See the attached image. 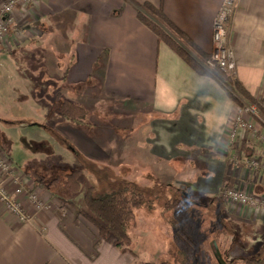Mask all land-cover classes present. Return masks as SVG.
I'll list each match as a JSON object with an SVG mask.
<instances>
[{
	"label": "crops",
	"instance_id": "obj_1",
	"mask_svg": "<svg viewBox=\"0 0 264 264\" xmlns=\"http://www.w3.org/2000/svg\"><path fill=\"white\" fill-rule=\"evenodd\" d=\"M224 1L36 0L14 10L15 32L0 46L12 53L52 35L54 54L40 46L33 58L9 65L21 67L23 93L34 102L24 106V112V108L39 105L34 92L45 96V83H52L57 106L52 132L79 149L84 155L80 164L104 161L116 174L120 167L144 166L154 176L176 181L189 204L216 211L215 241L220 247H215V254L219 260L264 259V210L229 205L220 195L225 185L242 186L264 198V169L238 168L230 158L236 146L245 149L247 158H264V148L256 138L229 139L239 106L230 96L234 93L229 84L206 65L202 74L197 73L137 17L144 3L162 8L210 55L215 18ZM228 26V44L236 61L234 77L264 106V0H238ZM66 100L86 108L90 125L62 118ZM105 104L111 105L116 119L95 124L93 112ZM39 129L32 136L38 142L48 137ZM51 140L63 146L54 135ZM192 163L205 169L190 181L183 177L190 174ZM74 167L81 165H71L69 170ZM26 172L21 170V177L43 207L27 202L31 219L22 221L0 202V264H153L146 259L148 245L117 246L114 238L104 239L87 217L85 193L91 187L84 186L87 174H83L81 190L72 193L63 183L51 190L36 185ZM114 176L109 180L116 183L114 188L109 184L114 190L122 181L136 186L134 179ZM6 186L14 194L12 184Z\"/></svg>",
	"mask_w": 264,
	"mask_h": 264
},
{
	"label": "rangeland",
	"instance_id": "obj_2",
	"mask_svg": "<svg viewBox=\"0 0 264 264\" xmlns=\"http://www.w3.org/2000/svg\"><path fill=\"white\" fill-rule=\"evenodd\" d=\"M13 31L14 28L11 33ZM11 33L3 40H0V45L9 39ZM20 38L22 39V37ZM16 42L19 43V40ZM40 46L47 47L53 53L52 35H48L44 39H37L34 44L27 45L22 49H16L12 53L0 46V53H6V56L0 55V158L10 165L11 172L19 179L17 183L15 181L11 183V187L17 188L19 185H24L26 190L32 191L27 188L25 181H23L22 174H20L21 170L28 171L32 168L43 178L52 180L58 175H61L58 177H63L65 173L70 172L69 168L71 165H81L83 167L84 174H87L84 186L90 185L95 189L96 194L109 192L105 190L106 188L117 187V185L115 186L116 183L112 185L113 183L109 182L112 177H114L113 179L116 178L114 175L125 176V180L132 181L134 179L136 188L145 195V202L135 211L137 227H135V224L130 227L129 233L133 242L130 241L126 246L131 244V247L135 248L134 242L138 245L145 243L148 245L147 249L150 255V259L149 257L146 259L153 264H162L163 262L167 264H226L224 261L219 260L215 254L216 246L214 242L217 238L216 235H218V224L215 218L216 211L214 212L213 209L211 211H208V209L203 211L193 207L189 204V201L187 202L186 198H183L178 189L181 186L176 181H169L165 176H158V178L154 176L150 168H144V166L138 169L133 166L120 167L119 172L116 174L108 170L111 168L104 161L84 160L83 164H80L81 156H76L64 145L60 148L57 147L56 144L58 142L56 144L53 143L51 136L53 135L52 128L57 106L53 101L52 83L49 85L48 81L46 82L44 79L45 85H47V94L43 96L38 91H35L34 96L39 101L37 102L39 105L34 104L36 106L34 109L24 108L26 109L25 112L22 110L24 106L33 105L34 102L28 101V96L23 93V79L20 76L23 74L21 67L13 69L14 67L9 64L14 62L19 64L23 61L26 62L29 58H33L36 51L35 48H40ZM5 66L6 68H4ZM230 90L244 103V107L238 106L237 117H240L247 125L239 130L234 140L239 139L242 135L243 138H256L262 150L264 148V117L257 108L248 104L233 88L230 87ZM30 97L32 98V95ZM93 114L95 116L93 122L98 125L114 122L116 119V112L111 110V105L109 104H105ZM87 119L90 121V118ZM34 121L40 124L37 123L31 126L30 123ZM38 128H41L46 133L44 138L48 136L40 142L32 138L33 134L38 132ZM58 145L60 144L58 143ZM5 150L16 161V164L11 161ZM230 155L232 162L238 168L244 166L249 168L247 161L253 158H247L245 149L237 146L235 149L230 150ZM254 158L264 164V158L260 156ZM155 169L156 166L153 167V171L156 174ZM178 169L179 171L181 170V168ZM203 169H205L203 165L192 163L190 174L183 178L193 181V177L201 174ZM121 184L131 185L123 181ZM113 188L110 192L114 191ZM243 188L242 186H223L220 192L221 200L229 205L244 207V209H259L258 207H247L232 203L223 197L226 190L236 189L239 191L244 190ZM167 191L169 194H164ZM245 192L254 195L248 189ZM176 199L182 200L184 203L181 206H175L174 201ZM206 200V198L201 199L203 202ZM259 200L262 201L264 198H259ZM192 201L197 203L195 200ZM167 204L171 206H166ZM157 256L160 258L155 260Z\"/></svg>",
	"mask_w": 264,
	"mask_h": 264
},
{
	"label": "trees",
	"instance_id": "obj_3",
	"mask_svg": "<svg viewBox=\"0 0 264 264\" xmlns=\"http://www.w3.org/2000/svg\"><path fill=\"white\" fill-rule=\"evenodd\" d=\"M137 17L145 26L153 31L159 42L167 44L177 55H179L192 69L202 74L205 63L209 55L205 54L191 38L179 29L164 13L162 8L156 7L152 3H144L139 6ZM217 72L231 88H233L248 104L257 108L264 117V106L238 81L234 76H230L220 70ZM232 99L240 107L244 103L234 94L230 93ZM64 120L75 124H87V110L71 101H64L61 110ZM53 135L66 146L76 156L84 157L76 146L70 143L59 133ZM27 175L36 185H45L50 190L58 183H63L65 188L72 193H78L82 187L84 170L81 167H74L63 177H57L46 181L34 170H28ZM145 202V195L133 185H121L114 191L96 194L95 189L90 187L85 193V214L100 229V234L104 239L114 238L115 245H126L131 241L129 229L135 224L136 210ZM182 200H175V206H181ZM166 206H171L167 204ZM218 247L219 243L215 241ZM226 264H264V259H246L242 261H228L222 257ZM238 262V263H237ZM162 264H167L163 262Z\"/></svg>",
	"mask_w": 264,
	"mask_h": 264
},
{
	"label": "built area",
	"instance_id": "obj_4",
	"mask_svg": "<svg viewBox=\"0 0 264 264\" xmlns=\"http://www.w3.org/2000/svg\"><path fill=\"white\" fill-rule=\"evenodd\" d=\"M35 1L36 0H5L0 4V40H3L9 35L14 28V10L20 5L33 4ZM237 2L238 0H225L219 9L213 27L214 48L205 63L207 68L211 70H220L230 76L235 75L236 61L234 51L228 44V25L233 18ZM246 126L245 121H242L240 117H236L229 132V139L234 140L239 130ZM247 165L252 170L264 169V164H261L256 158L249 159ZM11 171L10 165L0 158V202L6 206L9 212L16 215L20 220L29 221L31 216L26 212V203L28 202L37 208L43 207V203L35 192L26 190L24 185H19V187L14 188V194L10 193L6 185L14 183V181L17 183L19 180ZM223 197L227 198L232 203L247 207H258L264 210V200L260 201L258 196L251 195L242 190H226Z\"/></svg>",
	"mask_w": 264,
	"mask_h": 264
},
{
	"label": "water",
	"instance_id": "obj_5",
	"mask_svg": "<svg viewBox=\"0 0 264 264\" xmlns=\"http://www.w3.org/2000/svg\"><path fill=\"white\" fill-rule=\"evenodd\" d=\"M215 246H216V248H218V246H217V244H216V243H215ZM220 260H221V261H223V260H222V258H221Z\"/></svg>",
	"mask_w": 264,
	"mask_h": 264
}]
</instances>
